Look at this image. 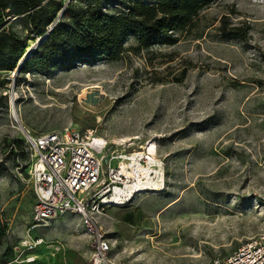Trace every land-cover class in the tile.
Listing matches in <instances>:
<instances>
[{"label": "rangeland", "instance_id": "rangeland-1", "mask_svg": "<svg viewBox=\"0 0 264 264\" xmlns=\"http://www.w3.org/2000/svg\"><path fill=\"white\" fill-rule=\"evenodd\" d=\"M130 1L103 5L126 14ZM5 23L35 46L24 18ZM176 34L128 37L114 62L50 77L0 71V264H89L96 227L115 264H210L264 232V7L219 0ZM62 129L93 131L115 166L154 143L160 183L102 206L91 228L72 213L33 224L24 133Z\"/></svg>", "mask_w": 264, "mask_h": 264}, {"label": "trees", "instance_id": "trees-1", "mask_svg": "<svg viewBox=\"0 0 264 264\" xmlns=\"http://www.w3.org/2000/svg\"><path fill=\"white\" fill-rule=\"evenodd\" d=\"M216 1L159 0L151 5L131 0L126 14L111 15L103 0H70L65 6L62 0H0V71H14L29 47L6 28L5 18H24L33 41L45 37L23 61L20 74L50 77L78 65L114 62L125 52L128 37L140 48L173 46L176 33L190 29Z\"/></svg>", "mask_w": 264, "mask_h": 264}, {"label": "built area", "instance_id": "built-area-1", "mask_svg": "<svg viewBox=\"0 0 264 264\" xmlns=\"http://www.w3.org/2000/svg\"><path fill=\"white\" fill-rule=\"evenodd\" d=\"M249 1L264 7V0ZM24 144L29 158V183L35 195L31 218L35 225L72 213L82 217L91 228L94 224L92 215L100 214L102 206L122 205L134 194L153 191V185L160 183L158 176L150 172L154 183L142 177L140 187L134 188L130 195L122 194L117 201L113 200L114 187L123 188L136 179L123 171L122 164L129 162L127 155L123 156L126 159L118 156L122 162L113 165L114 156L106 160L107 142L98 139L91 130L62 129L38 135L25 132ZM139 153L141 156L136 159L146 166L152 156ZM124 169L126 173L131 171L129 167ZM101 181V189H98ZM91 231L95 239L89 252V264H115L109 256L108 239L97 227ZM210 264H264V232L243 243L226 258L214 259Z\"/></svg>", "mask_w": 264, "mask_h": 264}, {"label": "bare ground", "instance_id": "bare-ground-1", "mask_svg": "<svg viewBox=\"0 0 264 264\" xmlns=\"http://www.w3.org/2000/svg\"><path fill=\"white\" fill-rule=\"evenodd\" d=\"M120 141V140H119ZM118 142V141H117ZM145 153H148L149 155L152 156L151 160L147 163V166L140 165L138 162V159H136L137 156H141V154H132L130 157L127 158L130 163L129 165L122 164V168L125 174L127 175H132L135 177L136 181L133 182L132 184H126L123 188L122 187H114L112 189V199L117 201L118 197L122 194H127L130 195L133 191L134 188L140 187L139 185L141 184V179L144 177L147 182L149 181L150 183H154V180L151 179L150 172H153L155 175L158 176V179L161 178V174L159 171L156 169H153L157 161L153 158L155 156V144L148 142L147 145L144 147ZM126 159V158H125ZM126 167L131 168V171L126 173L127 171L124 169ZM158 183H155L153 186H155Z\"/></svg>", "mask_w": 264, "mask_h": 264}, {"label": "water", "instance_id": "water-1", "mask_svg": "<svg viewBox=\"0 0 264 264\" xmlns=\"http://www.w3.org/2000/svg\"><path fill=\"white\" fill-rule=\"evenodd\" d=\"M62 13V12H61ZM61 13L58 15V17H60L61 16ZM44 38L45 37H42V38H38L37 40H36V42H35V46L33 47H31V48H29V50H27L26 51V54L24 55V57L20 60V62L18 63V65H17V67L15 68V72H20V66H21V64L23 63V61L31 54V51H33L34 49H35V47L42 41V40H44Z\"/></svg>", "mask_w": 264, "mask_h": 264}]
</instances>
